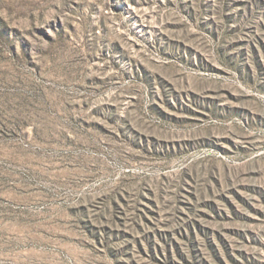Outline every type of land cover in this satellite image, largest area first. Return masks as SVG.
<instances>
[{"label": "rangeland", "instance_id": "rangeland-1", "mask_svg": "<svg viewBox=\"0 0 264 264\" xmlns=\"http://www.w3.org/2000/svg\"><path fill=\"white\" fill-rule=\"evenodd\" d=\"M0 264H264V0H0Z\"/></svg>", "mask_w": 264, "mask_h": 264}]
</instances>
